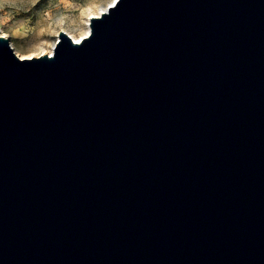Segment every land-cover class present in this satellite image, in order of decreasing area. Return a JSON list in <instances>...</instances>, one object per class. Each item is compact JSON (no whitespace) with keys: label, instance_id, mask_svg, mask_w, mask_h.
I'll return each instance as SVG.
<instances>
[{"label":"water","instance_id":"95a60500","mask_svg":"<svg viewBox=\"0 0 264 264\" xmlns=\"http://www.w3.org/2000/svg\"><path fill=\"white\" fill-rule=\"evenodd\" d=\"M78 43L0 36V264H264V0H115Z\"/></svg>","mask_w":264,"mask_h":264},{"label":"rangeland","instance_id":"374dc122","mask_svg":"<svg viewBox=\"0 0 264 264\" xmlns=\"http://www.w3.org/2000/svg\"><path fill=\"white\" fill-rule=\"evenodd\" d=\"M111 0H0V36L19 57L52 49L59 30L74 36L84 31L89 14Z\"/></svg>","mask_w":264,"mask_h":264},{"label":"bare ground","instance_id":"6f19581e","mask_svg":"<svg viewBox=\"0 0 264 264\" xmlns=\"http://www.w3.org/2000/svg\"><path fill=\"white\" fill-rule=\"evenodd\" d=\"M114 1H115V0H111V1H110V4L114 3ZM110 4H109V5H110ZM107 7H108V6H107ZM107 7H106V8H107ZM106 8H101V9H99L98 11H95V12H92L91 14H89V16H88V18H87V21H86V23H85L84 31L81 32L79 35L74 36V35H72V34H70V33H68V32H66V33L71 37V39H72L74 42H76V43L80 42V41L82 40V38H84L85 36H87V35L89 34V31H90V28H89V18H90L91 16H98V15H100L103 11L106 10ZM56 39H57V38H56ZM51 52H52V49H49L48 51H46V52H42L41 54H43V53L51 54Z\"/></svg>","mask_w":264,"mask_h":264}]
</instances>
